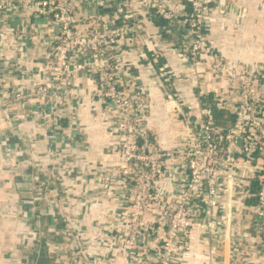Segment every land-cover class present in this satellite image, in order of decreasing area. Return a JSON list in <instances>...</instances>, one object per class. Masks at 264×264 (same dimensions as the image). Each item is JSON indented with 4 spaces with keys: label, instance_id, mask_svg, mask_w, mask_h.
<instances>
[{
    "label": "built area",
    "instance_id": "built-area-1",
    "mask_svg": "<svg viewBox=\"0 0 264 264\" xmlns=\"http://www.w3.org/2000/svg\"><path fill=\"white\" fill-rule=\"evenodd\" d=\"M34 1L35 10L47 14L54 28L51 41L43 42L49 56L46 74L31 92L14 90L0 100V125L9 122L3 111L7 102L30 95L46 96L58 117L55 105L61 96H72V78L81 71L95 72L90 95L115 114L111 134L121 160L114 168L129 194L120 216L121 238L115 243L110 237L117 250L110 263L121 258L124 264H186L197 246L202 264H264V64L249 70L228 60L210 36L215 13L235 22L245 19L246 8L236 4L238 14L233 7L241 0H108L112 11L106 18L83 17V31L74 18L76 2L99 0ZM151 13L185 28L189 68L184 76L199 88V114L189 120L191 132L179 148L165 149L156 142L146 128L144 95L125 93L118 79L119 45L125 38L141 47L150 39L143 23ZM156 51L152 49L153 61ZM202 66L215 77L225 75L236 94L212 97L218 109L232 115L228 125L215 123L211 106L201 98ZM160 74L173 75L164 67ZM109 180L105 177L103 185ZM65 223L73 229L70 247L80 264H99L84 245L88 233L76 219L68 217ZM255 236L258 246L253 245Z\"/></svg>",
    "mask_w": 264,
    "mask_h": 264
},
{
    "label": "crops",
    "instance_id": "crops-1",
    "mask_svg": "<svg viewBox=\"0 0 264 264\" xmlns=\"http://www.w3.org/2000/svg\"><path fill=\"white\" fill-rule=\"evenodd\" d=\"M245 5L247 17L240 22L213 14L210 36L228 60L250 70L264 64V0ZM35 6L34 0H0V100L14 90L31 92L46 74L49 56L43 42L51 41L54 28ZM110 11L108 0L77 1L78 30L86 26L83 17L106 18ZM145 19L150 39L141 47L125 38L119 45L118 79L125 93L138 90L144 95L146 128L156 142L165 149L179 148L191 132L189 120L201 107L199 88L184 76L188 36L183 26L168 25L154 13ZM152 49L159 52L154 61ZM161 67L173 75H161ZM199 70L206 105L214 104L217 93L236 95L225 75L215 77L205 66ZM95 75L85 70L72 78V96H61L55 105L58 117L46 96L10 100L3 108L9 122L0 125V264H80L70 247L74 233L65 225L68 217L88 233L84 245L99 264L115 259L110 237L115 243L121 238L120 216L129 194L114 168L121 160L111 134L115 114L90 95ZM107 176L110 180L103 185ZM253 245H259L256 236ZM193 247L186 264H202L201 247Z\"/></svg>",
    "mask_w": 264,
    "mask_h": 264
},
{
    "label": "trees",
    "instance_id": "trees-1",
    "mask_svg": "<svg viewBox=\"0 0 264 264\" xmlns=\"http://www.w3.org/2000/svg\"><path fill=\"white\" fill-rule=\"evenodd\" d=\"M211 110L215 119V123L220 125H228L232 121V115L222 109H218L214 104L211 106Z\"/></svg>",
    "mask_w": 264,
    "mask_h": 264
},
{
    "label": "rangeland",
    "instance_id": "rangeland-1",
    "mask_svg": "<svg viewBox=\"0 0 264 264\" xmlns=\"http://www.w3.org/2000/svg\"><path fill=\"white\" fill-rule=\"evenodd\" d=\"M246 2H248V0H241L239 2H233V7L235 9V12H238V10H239V8L237 7V5H240L241 7H246V5H245ZM246 14H247V7H246Z\"/></svg>",
    "mask_w": 264,
    "mask_h": 264
}]
</instances>
